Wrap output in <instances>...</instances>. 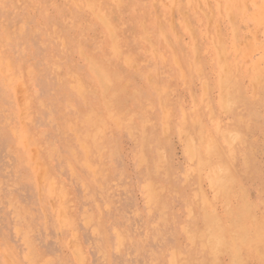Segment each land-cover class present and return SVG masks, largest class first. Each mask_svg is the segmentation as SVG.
I'll list each match as a JSON object with an SVG mask.
<instances>
[{"label":"rangeland","instance_id":"rangeland-1","mask_svg":"<svg viewBox=\"0 0 264 264\" xmlns=\"http://www.w3.org/2000/svg\"><path fill=\"white\" fill-rule=\"evenodd\" d=\"M0 264H264V0H0Z\"/></svg>","mask_w":264,"mask_h":264},{"label":"bare ground","instance_id":"bare-ground-1","mask_svg":"<svg viewBox=\"0 0 264 264\" xmlns=\"http://www.w3.org/2000/svg\"><path fill=\"white\" fill-rule=\"evenodd\" d=\"M217 53H218V52H217ZM219 59H220V58H219ZM220 60H221V59H220ZM96 72H98L97 69H96ZM98 73H99V72H98ZM98 73H95V74H98ZM101 78H102V77H101ZM107 81H108V80H107ZM103 85H104V84H103ZM105 88H106V86L104 87V89H105ZM107 88H108V87H107ZM107 88H106V89H107ZM106 89H105V91H106ZM221 100H223V99H221ZM223 101H224V100H223ZM226 101H228V100H226ZM98 131H99V130H98ZM97 134H98V132H97ZM234 136H235V135H234ZM234 136H233V134H231V135L229 136V137H230L229 139H232ZM93 139H94V137H93ZM93 139H92V140H93ZM185 139H187V138H185ZM187 141H188V140H187ZM224 141L226 142V138H225V137H224ZM227 142H228V141H227ZM93 143H95V142H93ZM188 143H189V141H188ZM187 145H191V144H186V146H187ZM93 148H94V147H93ZM188 148L191 150V147L188 146L187 149H188ZM190 150H189V151H190ZM187 151H188V150H187ZM189 154H192V152L190 151Z\"/></svg>","mask_w":264,"mask_h":264}]
</instances>
